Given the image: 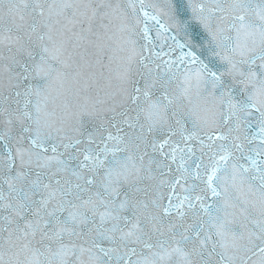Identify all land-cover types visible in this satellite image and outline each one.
<instances>
[{
  "label": "snow or ice",
  "instance_id": "6c2138e0",
  "mask_svg": "<svg viewBox=\"0 0 264 264\" xmlns=\"http://www.w3.org/2000/svg\"><path fill=\"white\" fill-rule=\"evenodd\" d=\"M0 264H264V0H0Z\"/></svg>",
  "mask_w": 264,
  "mask_h": 264
}]
</instances>
